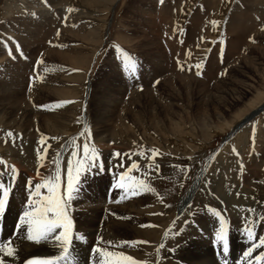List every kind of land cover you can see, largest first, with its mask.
<instances>
[{
    "label": "rangeland",
    "instance_id": "1",
    "mask_svg": "<svg viewBox=\"0 0 264 264\" xmlns=\"http://www.w3.org/2000/svg\"><path fill=\"white\" fill-rule=\"evenodd\" d=\"M0 111V151L33 169L50 153L65 194L85 142L111 157L80 168L75 188L142 179L165 229L161 260L185 227L211 238L241 214L228 191L243 216L264 210V0H0Z\"/></svg>",
    "mask_w": 264,
    "mask_h": 264
},
{
    "label": "bare ground",
    "instance_id": "2",
    "mask_svg": "<svg viewBox=\"0 0 264 264\" xmlns=\"http://www.w3.org/2000/svg\"><path fill=\"white\" fill-rule=\"evenodd\" d=\"M1 115L3 114L1 113ZM254 115H256V113ZM20 117L22 118V116ZM146 122L148 123V121H145L142 123L144 124ZM156 123H155V126L157 125ZM12 124H11V127H14L12 126ZM146 125L147 124H145V126ZM176 126H178V124ZM31 129L28 128L25 131H26V135L30 137L29 139L32 140L33 132L31 131ZM98 134L100 135V133ZM178 137L180 138V136ZM50 141H51V138H50ZM50 141L49 140L48 142L46 141L47 149L49 146H51L49 145L51 143ZM39 142L42 143V141H39ZM43 142L45 141L43 140ZM1 150L2 151H0V160L3 161V168L1 167L2 164L0 163L1 165L0 166V183H3L5 186L9 188V197L5 204V210L3 211L5 214L0 213V230H1L0 231V245L11 246L14 248V255L11 257L7 256L4 253H0V260H3V264H26L28 259L35 258V257H41V258L59 257V260L56 261V264H66V260L68 264H101L100 252L96 251L97 249L115 253L116 257H113V258H117L119 254L131 256L135 260L142 262V264L149 263L147 260L146 262H144V259H147V258L151 260V264H260V261L256 260V257L264 253V246H260L258 244L259 239L264 238V227L261 226L262 228H260V223L261 224L264 223L263 221L264 218L262 219V217H264V210L261 208L257 209V211H254L255 213L253 212V215L251 217L250 215L243 216L244 213L241 208H243L242 205H244L245 203L244 204L237 203L235 205L233 203H229L228 201H233L234 199L235 200L237 199L235 198L236 195L234 197V195L231 196L229 194L230 191H228L227 193H224V198H225L224 200L225 202L227 201L226 203L230 205L232 210L234 209V211L231 210L232 212H235V213L238 212L239 214L240 213L241 214L237 215L238 217L235 218V215L233 213L234 217H232V219L228 217V220H224V217H223L221 221L223 224L221 226L223 227V230L225 232L226 239L228 242L227 253H224L222 251V245L218 243L216 240V234L221 230V228L219 229V226H218V229L215 228L216 230L214 231L213 235H211L212 237L210 236L211 238H209V236L203 237L204 235H200V234L198 235V233H196V231L193 230V227L186 228L185 227L186 225H185L184 226L185 228L183 229L182 228L183 225H182L181 228L184 230L181 235L182 237L176 240L174 244L172 243L173 245L171 244V249L169 247L170 251L166 255L164 254L165 257L162 256L163 259L157 260L156 249L157 247H159V244L162 241V236L164 235L165 229L164 228L158 229L155 226V224H152V223H156V221L159 219L157 216H155L156 208H155V204L153 200H151L152 197L154 196L151 197V194H150L151 191L149 190L150 187L149 188L139 187L138 191H136L135 193H132L128 190L127 187L124 189L119 188L117 185H119L122 181H118L117 180L118 178L116 177H115L116 179L114 180V182L112 179L106 180L107 178H109L107 177L105 179H98L97 181L94 180L90 183L83 181L80 186H76L77 190L74 192L73 198L69 201L68 209H67L69 216L72 220V229H71V236H70V243H69V253L67 257L61 256L63 249H62L60 242L55 241L52 237H49L46 240H41V242L39 243L28 240L26 225H22L19 220V218L23 216L25 211L30 210L29 200L31 199L33 202H35V199H36L34 191L31 193L29 191V182H31V186H33V189H34V185L36 183H41L43 178L48 177L46 172L48 171L50 153L48 154V156H46L48 158H45V163L43 166H39L37 168L35 167L33 169L31 167L32 163H31L30 158L21 157L20 155L17 156V155H14L13 153H10L9 151L6 152L7 149H4V150L1 149ZM50 152L52 153V151ZM63 157H65V155H63ZM96 157H97L98 164L102 161V165L103 164L105 165V163L109 161L111 156L109 152L107 153L104 150V151L96 152ZM66 158H67V155H66ZM78 158H80V156ZM13 167L16 169L15 174H13L12 172ZM65 174H67V170H65ZM134 181L128 180L126 182L128 184H133L134 186H138L134 184ZM196 182L197 184L195 187L193 186L194 188L191 190L190 197H192V195H195L197 191L199 190L200 185L203 184L202 180H199ZM219 182L220 181H218L217 183ZM64 186L65 184L62 183V187ZM62 192L64 193V190H62ZM45 193H46V189H42L41 196L45 195ZM206 196L204 195L200 196L199 201L201 203L200 204L201 206L206 205L205 203H207L208 201V198H206ZM190 197H189V200H190ZM65 198H67V193L65 194ZM171 208H172V205H171ZM203 209L204 208H202V210ZM222 210L224 211V209ZM189 212L193 213L191 211V207H190ZM200 213L203 214V212H200ZM247 214H249V212ZM249 223L250 225L253 223L258 224V225L250 226ZM233 226L238 229L236 230ZM243 227H246V228H243ZM248 231H251L253 233L252 240H250L247 235ZM80 238H83V239L81 240ZM127 242H135V243L129 244ZM144 242H147V243H144ZM253 242H255L258 246L253 249L251 256L245 257L244 253L250 247H252ZM168 243H170V241ZM159 258H161V255Z\"/></svg>",
    "mask_w": 264,
    "mask_h": 264
},
{
    "label": "snow or ice",
    "instance_id": "3",
    "mask_svg": "<svg viewBox=\"0 0 264 264\" xmlns=\"http://www.w3.org/2000/svg\"><path fill=\"white\" fill-rule=\"evenodd\" d=\"M197 69L200 68V65H196ZM197 75H201L200 71H197ZM8 135H12L11 132ZM43 143V141H42ZM155 152V150H153ZM90 148L87 142L84 143L82 154L80 158L77 159V169H76V177L80 174V168L85 166L87 167H99L102 170V161L98 164L97 157L95 151H92L91 157L89 156ZM72 155L74 157L77 156L76 152H73ZM117 157L121 155V153H115ZM43 159V157H41ZM0 163H3L0 160ZM74 165L71 160L68 162L67 166V182H66V190H67V198H65V194L61 190V173L59 168L56 169V173L54 176H48L43 179L42 183H36L31 186V182H29V191L30 193L34 191L35 194V202L31 199L29 200V208L30 210L25 211L23 216L20 217V223L22 225H26L27 228V239L30 241H34L36 243L41 242V240H46L49 237H52L55 241L61 243L62 253L61 256L67 257L69 253V243L72 229V220L68 213V203L73 198V194L76 191L75 182L76 177L73 175ZM131 169L139 171V166L136 163H132ZM13 174L16 173V169L12 168ZM128 180H133L134 178L128 177ZM121 183L117 185L119 188L124 189L128 188V190L132 193H135L139 190V187H146L144 185V181H134L135 185L128 184L125 181V175H121ZM46 189L45 195L41 196V190ZM9 197V188L5 186L3 183H0V213H3L5 210V204ZM222 223V222H221ZM250 240L253 239V233L248 231L247 233ZM82 239V238H81ZM216 240L218 243L222 245V251L227 253L228 251V242L226 239L225 232L223 227L216 234ZM129 244L135 242H127ZM147 243V242H144ZM260 246H264V238H260L258 241ZM258 245L253 242L252 247H250L245 253V257L251 256V253L254 248ZM96 251L100 252L101 256V264H142V262L135 260L131 256H126L123 254H119L117 258L115 253L109 251H103L97 249ZM0 253H4L7 256L14 255V248L11 246L0 245ZM59 260V257H51V258H41L35 257L27 260L26 264H56V261ZM256 260L260 261V264H264V253L260 256L256 257ZM0 264H3V260H0ZM66 264H68L66 260Z\"/></svg>",
    "mask_w": 264,
    "mask_h": 264
}]
</instances>
